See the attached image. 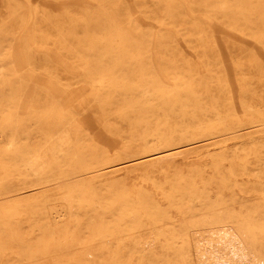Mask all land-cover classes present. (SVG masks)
Returning a JSON list of instances; mask_svg holds the SVG:
<instances>
[{
  "label": "bare ground",
  "instance_id": "obj_1",
  "mask_svg": "<svg viewBox=\"0 0 264 264\" xmlns=\"http://www.w3.org/2000/svg\"><path fill=\"white\" fill-rule=\"evenodd\" d=\"M96 1L0 21V264H264V0Z\"/></svg>",
  "mask_w": 264,
  "mask_h": 264
},
{
  "label": "rangeland",
  "instance_id": "obj_2",
  "mask_svg": "<svg viewBox=\"0 0 264 264\" xmlns=\"http://www.w3.org/2000/svg\"><path fill=\"white\" fill-rule=\"evenodd\" d=\"M118 2L120 7H123V11L125 15L129 16L130 20L139 27V29L149 32H154L157 30V24L152 19L146 17V14H155L159 15L158 10L154 12H144L141 13L137 10L140 6H147L152 9L154 7H158L159 4L157 0H115ZM18 5L22 7L23 13L28 16V18L24 21L23 28L19 29V31L13 35V38L8 43V46L15 50L21 43L24 38V30L26 27H29L33 23V19L31 18L34 14V10L36 9L40 14H49L51 17L53 16H64L67 13L73 16L83 15L85 12H93L97 14H101L104 11L101 10V5L96 0H11V3H6L5 0H0V21L4 16L11 13L7 8ZM106 7V5H105ZM92 23L88 25H83L79 28V30H94V27H91ZM215 35L217 38V27H214ZM182 50H186L182 43L179 42ZM187 55V52H184ZM187 53V54H186ZM42 53H38L39 59L41 58ZM189 57L190 54H188ZM35 79H43L44 76L40 74H34L32 76ZM9 225H13L12 227L17 229L18 235L24 236L27 231V223L20 217H13ZM56 259V255H50L45 258L37 257L31 261L22 260L21 264H53Z\"/></svg>",
  "mask_w": 264,
  "mask_h": 264
}]
</instances>
